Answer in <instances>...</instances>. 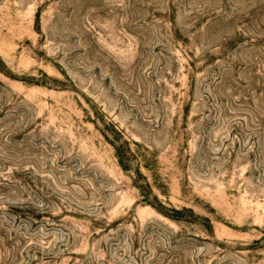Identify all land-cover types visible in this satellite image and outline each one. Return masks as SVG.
<instances>
[{"label": "rangeland", "instance_id": "rangeland-1", "mask_svg": "<svg viewBox=\"0 0 264 264\" xmlns=\"http://www.w3.org/2000/svg\"><path fill=\"white\" fill-rule=\"evenodd\" d=\"M0 264H264V0H0Z\"/></svg>", "mask_w": 264, "mask_h": 264}]
</instances>
